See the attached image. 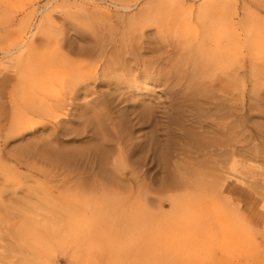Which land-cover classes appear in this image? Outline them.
Here are the masks:
<instances>
[{"label":"rangeland","instance_id":"rangeland-1","mask_svg":"<svg viewBox=\"0 0 264 264\" xmlns=\"http://www.w3.org/2000/svg\"><path fill=\"white\" fill-rule=\"evenodd\" d=\"M0 264H264V0H0Z\"/></svg>","mask_w":264,"mask_h":264},{"label":"bare ground","instance_id":"bare-ground-1","mask_svg":"<svg viewBox=\"0 0 264 264\" xmlns=\"http://www.w3.org/2000/svg\"><path fill=\"white\" fill-rule=\"evenodd\" d=\"M172 4H174V3H172ZM176 5V4H175ZM171 6V5H170ZM174 7V6H173ZM175 8H177V7H175ZM174 9V8H173ZM178 9V8H177ZM148 14V13H147ZM154 17V15L151 17V16H149V15H143L140 19H138L137 21H138V23H140L139 24V26H140V28L141 29H144V28H146L147 26H149V25H151V23H150V21L152 20V19H154L153 18ZM152 18V19H151ZM136 21V20H135ZM226 21V20H225ZM215 23V22H214ZM219 28V27H218ZM124 53H127L126 55H128L129 54V52L128 51H125ZM122 54V53H121ZM123 56H119V58L117 59H115V60H111V61H109V62H107L106 64H105V66L102 68V76L100 77L101 79L102 78H108V76H109V74L112 72V71H121V72H124V71H126V69L127 68H129V66H128V61H127V58H125V57H123ZM129 59V58H128ZM135 62V61H134ZM136 63V62H135ZM142 67H143V69H142V71H141V74L142 75H144V77L146 78V77H148L149 75H151L150 74V71H152L151 69L152 68H147V67H144L145 65L144 64H140ZM130 69V68H129ZM154 71H157V70H159V69H153ZM168 76H171V75H168ZM93 77V78H92ZM92 77H88V78H86V80H89V79H93L94 81L96 80L95 79V77L94 76H92ZM150 77V76H149ZM163 77V76H162ZM165 77H167V76H165ZM168 78V77H167ZM163 79V78H162ZM105 80H100L99 81V83H101L102 85L103 84H107V85H109L110 83H115L117 86H119V85H124V86H128L129 88H133L134 86H135V81L133 80V79H130V78H127V77H123V76H118V75H115V76H112L111 78H108V79H106V82H104ZM103 98V97H102ZM99 100V99H98ZM97 100V101H98ZM105 98H104V100H101V102H103V103H105ZM107 101H108V99H107ZM98 103V102H97ZM108 103V102H107ZM104 105V104H103ZM106 105V104H105ZM107 105H109V104H107ZM110 106V105H109ZM104 108V107H103ZM105 109H106V107H105ZM110 108H107L106 110H105V112H103V114H99V116L98 117H100V118H97V119H99L100 120V122L98 121H96V119H94V122L95 123H97L96 125L97 126H99V125H101V121H103L104 119H105V117H106V115H108L109 113V111L111 112V110H109ZM145 110V109H144ZM146 111H148V110H146ZM144 112V111H143ZM142 112V115L144 114ZM147 114V113H146ZM146 114H144V115H146ZM109 116H110V114H109ZM109 116H107V119H108V117ZM94 117L96 118L97 117V115H94ZM143 118V117H142ZM110 120L111 119H109L108 121L110 122ZM107 121V122H108ZM112 121V120H111ZM98 123H99V125H98ZM136 123V122H135ZM103 124V123H102ZM110 124H111V122H110ZM109 126V125H108ZM103 127V126H102ZM101 127V128H102ZM100 128V127H99ZM101 130V129H100ZM97 132V131H96ZM98 134V133H97ZM96 137H97V135H96ZM118 137H121V136H118ZM117 137V140L119 139ZM121 139V138H120ZM102 140H104V139H102ZM101 141H99V143H100ZM101 144V146H105L106 145V147H107V143H106V141H105V144L104 143H100ZM99 144V145H100ZM119 149V148H118ZM118 153V155H120V151H118L117 152ZM233 160V159H232ZM231 167V166H230Z\"/></svg>","mask_w":264,"mask_h":264}]
</instances>
